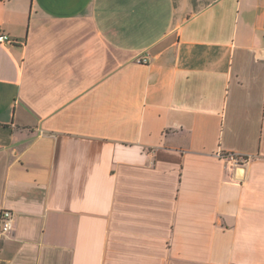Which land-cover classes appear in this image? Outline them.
Returning <instances> with one entry per match:
<instances>
[{"label": "crops", "instance_id": "0c3cea01", "mask_svg": "<svg viewBox=\"0 0 264 264\" xmlns=\"http://www.w3.org/2000/svg\"><path fill=\"white\" fill-rule=\"evenodd\" d=\"M0 32V264H264V0H0Z\"/></svg>", "mask_w": 264, "mask_h": 264}, {"label": "built area", "instance_id": "2783aa9c", "mask_svg": "<svg viewBox=\"0 0 264 264\" xmlns=\"http://www.w3.org/2000/svg\"><path fill=\"white\" fill-rule=\"evenodd\" d=\"M0 44L1 45H14L15 41L7 34L0 32ZM137 62L141 64H147L148 58L145 56H140L137 58ZM220 157L223 159L233 162L240 166H245L249 161L250 157L241 156L239 154H220ZM14 229V217L13 212L5 210L2 213L1 226H0V235L1 236H10L13 233Z\"/></svg>", "mask_w": 264, "mask_h": 264}, {"label": "water", "instance_id": "95a60500", "mask_svg": "<svg viewBox=\"0 0 264 264\" xmlns=\"http://www.w3.org/2000/svg\"><path fill=\"white\" fill-rule=\"evenodd\" d=\"M244 169L243 168H239L238 171H237V176L239 178H242L243 177V174H244Z\"/></svg>", "mask_w": 264, "mask_h": 264}]
</instances>
